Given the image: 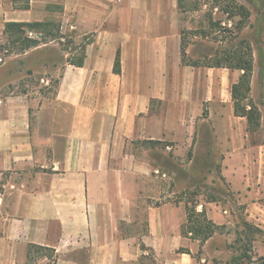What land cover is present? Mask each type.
<instances>
[{"label":"crops","instance_id":"1","mask_svg":"<svg viewBox=\"0 0 264 264\" xmlns=\"http://www.w3.org/2000/svg\"><path fill=\"white\" fill-rule=\"evenodd\" d=\"M180 16L179 0H0V39L8 22L45 21L75 45L54 65L51 95L35 86L36 68L0 65V264H30L32 245L53 249L55 264L211 263L220 232L203 245L184 234L186 206L162 200L159 179L170 176L133 150L148 140L175 154L191 147L205 104L201 122L232 112L242 120L236 148L245 144L247 119L231 94L242 71L184 63ZM26 36L41 41L27 55L54 45L41 31ZM79 49L82 66L72 62ZM208 130L214 142L222 133L208 125L197 134ZM203 209L227 222L213 203Z\"/></svg>","mask_w":264,"mask_h":264},{"label":"rangeland","instance_id":"2","mask_svg":"<svg viewBox=\"0 0 264 264\" xmlns=\"http://www.w3.org/2000/svg\"><path fill=\"white\" fill-rule=\"evenodd\" d=\"M240 6L248 12L245 19ZM180 12L185 63L207 66L221 59L226 64L230 62L227 56L232 57L236 51L250 55L254 63L250 100L259 108L261 127L256 132H245L244 146L236 148L241 144L242 137L236 135V130L242 127V120L230 112L227 118L214 116L210 123L201 122L210 110L205 104L202 115L196 118L197 132L191 147L175 154L166 148L169 143L165 141L154 147L138 145L133 150L170 176L159 179L167 197L162 200L181 201L196 209L199 204L210 202L227 216V222L218 230L220 234L208 247L210 254L206 255L210 264H229L233 256L246 252L257 259L264 255V0H180ZM62 31L59 35L66 36L68 31ZM44 40L57 44L55 47L60 52L51 44L49 50L27 55V49H21L19 43L12 44L6 37L0 39V65L36 68L35 86L51 95L61 72V69L54 70V65L61 64L65 60L61 53L74 50L75 45L68 35L65 39L45 37ZM81 52V49L77 51L76 59ZM258 65H263L262 77H258ZM42 78L46 80L42 82ZM212 109L217 115L226 111L222 105ZM208 125L222 131L216 134L215 142L209 130L206 134L204 130L197 134ZM174 189L176 194L169 198L167 195ZM35 256L36 260L30 264H42L39 255ZM235 264L249 263L241 259Z\"/></svg>","mask_w":264,"mask_h":264},{"label":"trees","instance_id":"3","mask_svg":"<svg viewBox=\"0 0 264 264\" xmlns=\"http://www.w3.org/2000/svg\"><path fill=\"white\" fill-rule=\"evenodd\" d=\"M239 10L241 11L242 19H245L248 16V12L241 6ZM28 29L41 31L44 33L46 38L52 37L57 39L64 36L59 35L60 28H57L56 30L55 24L53 22L45 21L32 23L8 22L5 26V34L12 44L16 45L19 43L18 46L21 47V49H29L39 46L41 41L26 36V31ZM43 42L47 43L49 41L44 40ZM185 54L186 50L182 45V59L184 63ZM249 56L247 57L243 53L236 51L232 57L227 56V61L230 62L223 64L222 60L218 59L216 62L207 66L228 67L243 71L239 80L232 85L231 94L235 115L242 116L247 119V131L252 133L260 129L262 124V116L258 106L250 100V93L252 91V78L254 75V63ZM72 62L78 66H82L84 63L83 53L81 54V57L78 61ZM258 68V77H260L263 72V65H258ZM116 71H120L119 59L117 60ZM248 99L250 100L249 103H245V101ZM205 113L207 112H204V114ZM145 142L153 146L162 143V141L159 140H148ZM186 209L187 220L182 225V232L186 235L190 233L193 238L199 239L201 245H203L209 238H211L218 230L223 227V225H218L212 219H210L205 209L202 211H197L196 208H189L188 205H186ZM36 254L39 256L46 255L50 259L48 264H55V251L53 249L37 245L30 246V261H32L34 258H37L35 256ZM241 259L246 260L249 264H264V255L254 259L248 252L243 253L242 255L233 256L229 264H235Z\"/></svg>","mask_w":264,"mask_h":264},{"label":"built area","instance_id":"4","mask_svg":"<svg viewBox=\"0 0 264 264\" xmlns=\"http://www.w3.org/2000/svg\"><path fill=\"white\" fill-rule=\"evenodd\" d=\"M29 36L40 39V36L39 35L35 36L33 33H29ZM156 173H161V171L160 170H156ZM162 175L165 177L166 176V173H162Z\"/></svg>","mask_w":264,"mask_h":264}]
</instances>
